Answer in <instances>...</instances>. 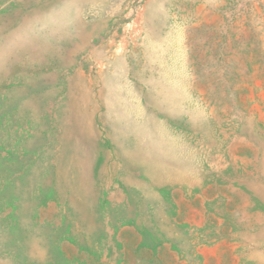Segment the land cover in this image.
Instances as JSON below:
<instances>
[{"label": "rangeland", "instance_id": "obj_1", "mask_svg": "<svg viewBox=\"0 0 264 264\" xmlns=\"http://www.w3.org/2000/svg\"><path fill=\"white\" fill-rule=\"evenodd\" d=\"M0 264H264V0H0Z\"/></svg>", "mask_w": 264, "mask_h": 264}]
</instances>
